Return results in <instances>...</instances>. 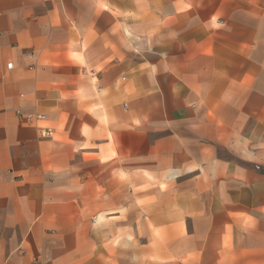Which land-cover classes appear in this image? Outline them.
Listing matches in <instances>:
<instances>
[{
    "label": "crops",
    "instance_id": "crops-1",
    "mask_svg": "<svg viewBox=\"0 0 264 264\" xmlns=\"http://www.w3.org/2000/svg\"><path fill=\"white\" fill-rule=\"evenodd\" d=\"M0 264H264V0H0Z\"/></svg>",
    "mask_w": 264,
    "mask_h": 264
},
{
    "label": "built area",
    "instance_id": "built-area-1",
    "mask_svg": "<svg viewBox=\"0 0 264 264\" xmlns=\"http://www.w3.org/2000/svg\"><path fill=\"white\" fill-rule=\"evenodd\" d=\"M6 68H7L8 70H10V69L12 68V65H11V64H7Z\"/></svg>",
    "mask_w": 264,
    "mask_h": 264
}]
</instances>
